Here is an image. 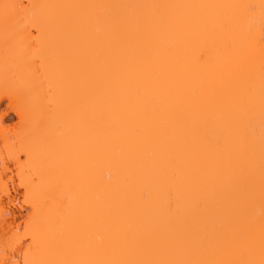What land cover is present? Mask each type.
Listing matches in <instances>:
<instances>
[{
	"label": "bare ground",
	"instance_id": "6f19581e",
	"mask_svg": "<svg viewBox=\"0 0 264 264\" xmlns=\"http://www.w3.org/2000/svg\"><path fill=\"white\" fill-rule=\"evenodd\" d=\"M0 264H264V0H0Z\"/></svg>",
	"mask_w": 264,
	"mask_h": 264
},
{
	"label": "rangeland",
	"instance_id": "374dc122",
	"mask_svg": "<svg viewBox=\"0 0 264 264\" xmlns=\"http://www.w3.org/2000/svg\"><path fill=\"white\" fill-rule=\"evenodd\" d=\"M5 101V100H4Z\"/></svg>",
	"mask_w": 264,
	"mask_h": 264
}]
</instances>
